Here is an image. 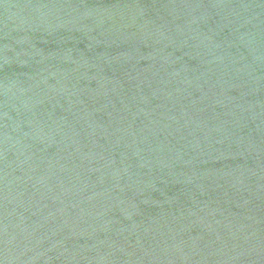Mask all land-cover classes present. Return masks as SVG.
Instances as JSON below:
<instances>
[{"label":"water","instance_id":"95a60500","mask_svg":"<svg viewBox=\"0 0 264 264\" xmlns=\"http://www.w3.org/2000/svg\"><path fill=\"white\" fill-rule=\"evenodd\" d=\"M0 264H264V0H0Z\"/></svg>","mask_w":264,"mask_h":264}]
</instances>
